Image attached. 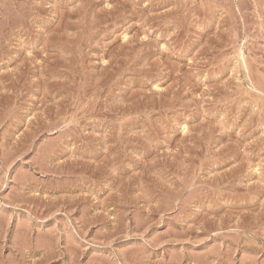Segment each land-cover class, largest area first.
I'll use <instances>...</instances> for the list:
<instances>
[{"label":"rangeland","instance_id":"374dc122","mask_svg":"<svg viewBox=\"0 0 264 264\" xmlns=\"http://www.w3.org/2000/svg\"><path fill=\"white\" fill-rule=\"evenodd\" d=\"M0 264H264V0H0Z\"/></svg>","mask_w":264,"mask_h":264}]
</instances>
